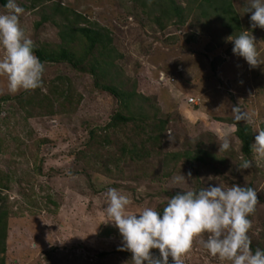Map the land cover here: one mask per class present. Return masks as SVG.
Here are the masks:
<instances>
[{"label": "rangeland", "instance_id": "obj_1", "mask_svg": "<svg viewBox=\"0 0 264 264\" xmlns=\"http://www.w3.org/2000/svg\"><path fill=\"white\" fill-rule=\"evenodd\" d=\"M16 2L34 46L61 43L64 17L53 8L61 4L71 19L80 13L88 20L83 25L110 32L115 66L103 79L88 70L93 56L83 70L44 62L42 87L16 94L0 77V188L10 211L5 264H130L131 253L119 250L118 229L105 223L108 188L128 196V211L136 212L163 210L180 189L217 182L251 187L258 203L248 236L255 249H264V162L237 170L240 157L252 159L253 153L246 156L232 128L231 107L238 104L253 121V143L264 124V64L248 65L227 39L250 31L264 63V29L251 28L247 0H232L241 28L232 23L231 29L216 14L201 17L199 2L190 4L184 24L139 0ZM3 5L0 0V12ZM109 85L135 90L128 108L103 88ZM118 112L133 120L112 125ZM225 136L233 147L219 152ZM181 174L187 182L176 184ZM184 264L228 262L194 241Z\"/></svg>", "mask_w": 264, "mask_h": 264}, {"label": "clouds", "instance_id": "obj_2", "mask_svg": "<svg viewBox=\"0 0 264 264\" xmlns=\"http://www.w3.org/2000/svg\"><path fill=\"white\" fill-rule=\"evenodd\" d=\"M3 7L5 11L0 12V77L6 78L7 90L11 94L41 88L45 66L34 54L33 40L20 25L24 9L16 0H7ZM244 13H251L252 29H264V0H247ZM227 39L233 43V54L242 57L248 65L254 68L264 64L250 31ZM164 76L167 74L162 73V78ZM231 112L233 130L238 129L241 121L246 125L253 123L239 104L232 106ZM255 132L258 135L251 145L253 157L241 156L238 171L264 162V127H258ZM166 134L171 136V133ZM232 147L230 137L221 138L219 152H227ZM174 182L187 181L181 174ZM104 196L105 223L118 229L122 238L119 250L131 253L130 264H169V258L171 264H184V257L194 241L221 262L264 264V249L253 251L248 236L249 217L255 213L258 203L257 191L251 187H224L217 182L198 190L180 189L167 200L162 211L145 207L130 212V199L115 188H108ZM152 250H158V255Z\"/></svg>", "mask_w": 264, "mask_h": 264}, {"label": "trees", "instance_id": "obj_3", "mask_svg": "<svg viewBox=\"0 0 264 264\" xmlns=\"http://www.w3.org/2000/svg\"><path fill=\"white\" fill-rule=\"evenodd\" d=\"M50 1L53 0H31V6L37 3L41 4ZM139 1H141L143 7L147 6L148 2L152 4V6L156 4L160 9V16H164L170 21L174 20L182 24L187 20V12H189L191 8L190 4L199 2L197 8L200 10L201 17L210 18L216 14L217 17L223 20V23L227 28L231 29V27L234 26L232 23H237V28H241V19L238 17L237 11L234 9L232 0H188L190 2L186 6L176 3L175 0ZM2 2L6 4L7 0H2ZM53 8L56 13L61 14L64 17L63 28L61 31L62 41L56 48L34 46V54L42 63L68 62L74 67H79L82 70L83 62L87 60L89 56H93L92 60L89 61L90 66L88 70L103 79L107 78L111 69L115 66V59L113 58L115 48L113 47V39L110 32L103 27H90L88 25H83V23L88 24V20L80 13H74L76 18L71 19L68 16L70 9L61 4H55ZM217 11L219 12L217 13ZM43 19L48 20V16L44 15ZM224 20L226 21L224 22ZM95 50L97 51V55L94 54ZM103 88L114 96L122 98V103L126 108L130 106V103L136 95L135 90L124 91L120 89L118 85H109L104 86ZM131 120H133V115H124L123 113L118 112L113 118V121L116 123H112V125L117 124V122L127 123ZM262 127H264V124ZM236 132L241 139L243 152L246 156L251 155V145L253 144L254 139V134L252 133L251 128L248 125L239 122ZM199 160L206 162L205 157H200ZM3 199L0 188V264L6 263L5 256H1V254H5L7 251L10 217V211L6 203H2ZM160 211H162V209H160ZM250 246L253 251L256 250L255 247L252 245ZM104 254L107 253H103V255Z\"/></svg>", "mask_w": 264, "mask_h": 264}, {"label": "built area", "instance_id": "obj_4", "mask_svg": "<svg viewBox=\"0 0 264 264\" xmlns=\"http://www.w3.org/2000/svg\"><path fill=\"white\" fill-rule=\"evenodd\" d=\"M194 101H195V98L194 97H189V99H188V102L189 103H194Z\"/></svg>", "mask_w": 264, "mask_h": 264}]
</instances>
